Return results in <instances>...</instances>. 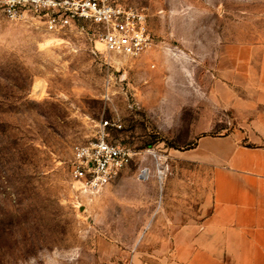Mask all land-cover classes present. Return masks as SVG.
<instances>
[{
	"label": "rangeland",
	"instance_id": "obj_1",
	"mask_svg": "<svg viewBox=\"0 0 264 264\" xmlns=\"http://www.w3.org/2000/svg\"><path fill=\"white\" fill-rule=\"evenodd\" d=\"M120 1L147 16L136 57L105 54L93 25L51 33L0 12V264H162L165 208L196 210L199 194L203 213L212 194L211 167L180 153L203 135L259 143L246 106L263 84L264 0ZM102 133L133 156L87 195L72 147Z\"/></svg>",
	"mask_w": 264,
	"mask_h": 264
},
{
	"label": "crops",
	"instance_id": "obj_2",
	"mask_svg": "<svg viewBox=\"0 0 264 264\" xmlns=\"http://www.w3.org/2000/svg\"><path fill=\"white\" fill-rule=\"evenodd\" d=\"M262 82L256 102L246 106L257 111L250 126L259 135L258 144H244L235 134L203 135L180 153L185 162L211 167L212 194L203 213L199 194L196 210L185 211L178 203L165 208L162 222L169 236L162 264H264V78ZM183 179H177L176 194L188 205L179 184Z\"/></svg>",
	"mask_w": 264,
	"mask_h": 264
},
{
	"label": "built area",
	"instance_id": "obj_3",
	"mask_svg": "<svg viewBox=\"0 0 264 264\" xmlns=\"http://www.w3.org/2000/svg\"><path fill=\"white\" fill-rule=\"evenodd\" d=\"M0 12L10 21H39L51 33L93 25L107 55L136 57L151 45L144 11L120 0H0ZM132 156L130 149L102 133L72 147V179L85 194L95 195L119 177Z\"/></svg>",
	"mask_w": 264,
	"mask_h": 264
},
{
	"label": "bare ground",
	"instance_id": "obj_4",
	"mask_svg": "<svg viewBox=\"0 0 264 264\" xmlns=\"http://www.w3.org/2000/svg\"><path fill=\"white\" fill-rule=\"evenodd\" d=\"M145 172H146V170L143 171V173H145ZM161 174H162V173H160V175H161Z\"/></svg>",
	"mask_w": 264,
	"mask_h": 264
}]
</instances>
